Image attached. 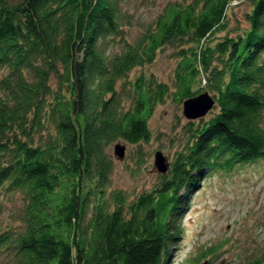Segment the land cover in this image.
I'll return each instance as SVG.
<instances>
[{
  "label": "trees",
  "instance_id": "1",
  "mask_svg": "<svg viewBox=\"0 0 264 264\" xmlns=\"http://www.w3.org/2000/svg\"><path fill=\"white\" fill-rule=\"evenodd\" d=\"M241 1L168 2L128 42L134 18L119 0H0V211L22 202L21 227L0 231L8 264H167L177 205L204 172L264 158V0H244L246 25L231 34L228 9ZM167 45L177 101L208 91L217 111L129 201L110 188L106 148L148 141L170 91L152 76L117 82Z\"/></svg>",
  "mask_w": 264,
  "mask_h": 264
},
{
  "label": "rangeland",
  "instance_id": "2",
  "mask_svg": "<svg viewBox=\"0 0 264 264\" xmlns=\"http://www.w3.org/2000/svg\"><path fill=\"white\" fill-rule=\"evenodd\" d=\"M181 0H119L120 7L132 14L130 26H125L124 38L128 42L141 33L164 8L166 3ZM250 10L246 1L232 4L228 9V31L235 34L237 27L244 28L243 14ZM225 31L215 34L218 40ZM120 44L116 45L118 49ZM175 45L160 50L153 62L133 68L118 80L117 88L127 86L138 76L154 77L169 86V94L157 103L148 118L150 137L141 144H130L117 139L107 148L111 160V190L125 192L129 201L144 192L152 191L159 183L155 152L161 151L170 163L186 147L190 130L201 121L208 120L217 109L212 107L200 118L189 120L183 114V100L173 94L175 87ZM53 86L56 82L52 80ZM199 87H196V89ZM203 92V91H202ZM211 94V93H210ZM128 95L123 102L129 106ZM191 123V125H190ZM124 145V157L115 155V144ZM184 195V190L181 191ZM4 201V200H3ZM20 196L4 201L0 211V231L19 229L16 219ZM178 209L176 222L178 238L170 243L167 264H244L255 262L264 255V158L240 163L231 170H206L187 195V203ZM7 255H0V264H8ZM261 264H264L261 263Z\"/></svg>",
  "mask_w": 264,
  "mask_h": 264
},
{
  "label": "water",
  "instance_id": "3",
  "mask_svg": "<svg viewBox=\"0 0 264 264\" xmlns=\"http://www.w3.org/2000/svg\"><path fill=\"white\" fill-rule=\"evenodd\" d=\"M214 104L215 100L213 96L208 91H203L183 100V114L187 119L194 120L205 116ZM114 150L118 158L124 157V145L116 143ZM154 165L161 173L167 171L169 164L166 162V158L162 155L161 151L155 152Z\"/></svg>",
  "mask_w": 264,
  "mask_h": 264
}]
</instances>
